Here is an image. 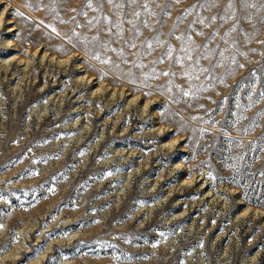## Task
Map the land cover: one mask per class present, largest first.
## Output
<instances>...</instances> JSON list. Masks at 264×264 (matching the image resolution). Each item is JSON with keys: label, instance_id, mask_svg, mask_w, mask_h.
<instances>
[{"label": "rangeland", "instance_id": "1", "mask_svg": "<svg viewBox=\"0 0 264 264\" xmlns=\"http://www.w3.org/2000/svg\"><path fill=\"white\" fill-rule=\"evenodd\" d=\"M262 94L264 0H0V264H264Z\"/></svg>", "mask_w": 264, "mask_h": 264}, {"label": "snow or ice", "instance_id": "2", "mask_svg": "<svg viewBox=\"0 0 264 264\" xmlns=\"http://www.w3.org/2000/svg\"><path fill=\"white\" fill-rule=\"evenodd\" d=\"M132 2H135V0H132ZM177 2H179V0H177ZM108 3H109V4H113V3H114V0H108ZM91 6H92L91 3H89V4H88V7H91ZM116 6L119 7L120 5H116ZM229 7H231V4L229 5ZM17 15H19V13H17ZM137 15H139V13H137ZM177 39H181V37H177ZM133 47H135V45H133ZM148 47L151 48L152 45L149 44ZM171 51H172V49L169 48V52H171ZM190 58H191V57H189V59H190ZM104 63H109V61L105 60ZM164 75H168V73H164ZM187 94H188V93H185V95H187ZM262 95H264V94H262ZM261 175H264V173H261ZM6 251H8L7 246H5L4 248L0 249V253L6 252Z\"/></svg>", "mask_w": 264, "mask_h": 264}]
</instances>
